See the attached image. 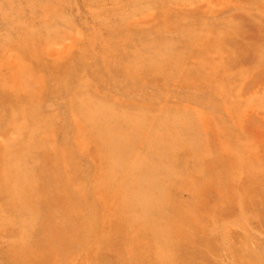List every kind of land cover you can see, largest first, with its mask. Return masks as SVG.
<instances>
[{"label": "rangeland", "instance_id": "obj_1", "mask_svg": "<svg viewBox=\"0 0 264 264\" xmlns=\"http://www.w3.org/2000/svg\"><path fill=\"white\" fill-rule=\"evenodd\" d=\"M261 186L264 0H0V264H264Z\"/></svg>", "mask_w": 264, "mask_h": 264}, {"label": "bare ground", "instance_id": "obj_2", "mask_svg": "<svg viewBox=\"0 0 264 264\" xmlns=\"http://www.w3.org/2000/svg\"><path fill=\"white\" fill-rule=\"evenodd\" d=\"M245 143H247L246 141H245ZM246 146V145H245ZM244 146V144L242 145V152L244 153V152H246V149H247V147H245ZM215 164V163H214ZM213 165L211 164L210 165V168H212V170H213ZM42 167L41 166H38L37 167V171H39V173L41 172L40 171V169H41ZM33 170V169H32ZM207 170H208V168H207ZM205 171V170H204ZM43 173V172H42ZM44 174V173H43ZM4 184V187H6V185H7V183L6 182H4L3 183ZM239 185H242V183H239ZM193 186H191L190 188H192ZM261 188H264V187H262L261 186ZM192 198H193V201L196 199V197H195V199H194V195L192 196ZM230 198V197H229ZM251 198V196H249V198H248V201L245 203V207H250V206H252L253 204L252 203H250V200H252V199H250ZM260 203L263 205V207H264V197H262V198H260ZM197 207L199 208V209H202L203 207H202V205L201 204H197ZM220 211H221V213H222V215H227V214H231L232 212L231 211H229V210H222V208L220 209ZM250 211H252V210H250ZM249 210L246 212V213H248V214H250L251 212H250ZM257 217H261V216H259V215H257V214H255ZM263 216H264V214H263ZM205 218H207V216L206 215H203V217H199L198 218V224H200V225H205L206 226V224L207 223H205V221H207V220H205ZM222 218H224V217H222ZM77 222L75 221V220H72L71 222L70 221H68L67 220V226H64V224H61L60 225V227H55L56 228V230L57 231H59V232H61V233H63V236H66L67 237V233H69L70 234V237L71 238H73L74 237V235L76 234V232H77ZM190 229V228H189ZM254 230H256V231H261V230H264V227L263 226H261V227H259L258 229H256L255 227L253 228ZM52 230H54V228L52 229ZM195 233L197 232V231H194ZM202 233H204L203 231H201ZM243 234H245L246 235V237H249V230H245V229H243V232H242ZM49 238V237H48ZM151 238V237H150ZM50 239V238H49ZM193 239H196V237L195 238H193ZM248 239V238H247ZM38 240V239H37ZM174 241V240H173ZM198 240H196L195 242H197ZM35 242H36V244H38V247L36 248L37 250L39 249V248H42V247H40L39 246V244H41L40 242H38V241H36L35 240ZM67 242H69V240H67ZM134 242V241H133ZM133 242H131V244H130V246L132 247V243ZM186 244V242L184 243V245ZM68 247V244L67 245H63V248H65V247ZM139 246V245H138ZM175 248H176V246L179 248L180 246H181V242H179L178 240L177 241H175ZM186 246V245H185ZM117 247V246H116ZM160 247H161V245H160ZM157 248H159V247H157ZM182 248H183V253H184V251L186 250V247H183L182 246ZM243 248H242V246H241V248L239 249L240 251L242 250ZM31 250H34L33 249V247H32V249ZM238 250V251H239ZM156 251V250H155ZM237 251V252H238ZM25 252H27V250H25L23 253H25ZM236 252V251H235ZM21 254V255H19V256H17V257H12V258H10V259H12V261L13 262H17V259L19 260V261H21V259H20V256H23V257H28V256H30L29 254ZM181 252H177V253H172V254H170L169 256H170V258L171 257H174L175 256V254L178 256V254H180ZM244 254H247V256L249 257V258H251V257H253L254 256V254H253V252H249V250L247 249V248H245L243 251H242V256L244 255ZM32 255V254H31ZM141 255V254H140ZM125 256H128L127 255V253H125ZM156 258V257H155ZM154 258V259H155ZM161 261H162V257H158ZM251 260V259H250ZM44 261V260H43ZM160 261V263H159V261L157 260L156 261V263L155 264H163L162 262ZM45 262V261H44ZM42 262V261H38L37 263L36 262H34V263H32V264H47V262ZM251 261H249V263H250ZM248 263V264H249Z\"/></svg>", "mask_w": 264, "mask_h": 264}]
</instances>
